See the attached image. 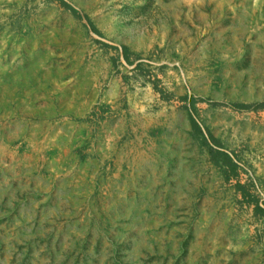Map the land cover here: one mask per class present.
Segmentation results:
<instances>
[{"label":"rangeland","instance_id":"obj_1","mask_svg":"<svg viewBox=\"0 0 264 264\" xmlns=\"http://www.w3.org/2000/svg\"><path fill=\"white\" fill-rule=\"evenodd\" d=\"M64 1L0 0V264H264V0Z\"/></svg>","mask_w":264,"mask_h":264},{"label":"trees","instance_id":"obj_2","mask_svg":"<svg viewBox=\"0 0 264 264\" xmlns=\"http://www.w3.org/2000/svg\"><path fill=\"white\" fill-rule=\"evenodd\" d=\"M59 1L61 2V4L63 6H65L67 9L71 10L74 14L79 15V11L77 9H75L72 5H70L69 3H67L64 0H59ZM91 27L95 32H98L97 29L94 27V25L91 24ZM113 48L116 50L118 49L117 47H113ZM122 51L125 54V56H128V48L127 47H123ZM189 102H190L191 108L193 110H196L197 100L196 99H190ZM253 108L264 109V102L254 105ZM192 125L197 131L202 130L201 126L199 125V123L197 122V120L194 117H192ZM219 154L223 158V160L227 163L228 167L230 168V171L232 173H236V171H237L236 164L233 162L231 156L228 153L223 152V151H220ZM237 188L241 191V193L243 194V196L246 199L249 198L251 200L250 201L251 204L256 205V207H255L256 212L264 214V208H262L260 205L257 204V202L254 200L252 195L247 191V188L245 185L237 183Z\"/></svg>","mask_w":264,"mask_h":264}]
</instances>
